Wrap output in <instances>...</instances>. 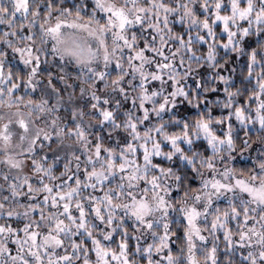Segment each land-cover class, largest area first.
<instances>
[{"label": "snow or ice", "instance_id": "snow-or-ice-1", "mask_svg": "<svg viewBox=\"0 0 264 264\" xmlns=\"http://www.w3.org/2000/svg\"><path fill=\"white\" fill-rule=\"evenodd\" d=\"M0 264H264V0H0Z\"/></svg>", "mask_w": 264, "mask_h": 264}]
</instances>
